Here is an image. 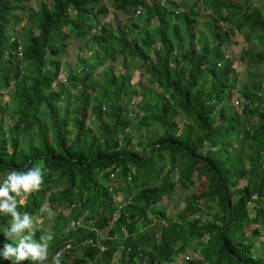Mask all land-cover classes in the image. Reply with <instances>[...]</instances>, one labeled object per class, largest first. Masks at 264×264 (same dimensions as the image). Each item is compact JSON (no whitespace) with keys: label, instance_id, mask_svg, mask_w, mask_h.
I'll return each mask as SVG.
<instances>
[{"label":"trees","instance_id":"obj_1","mask_svg":"<svg viewBox=\"0 0 264 264\" xmlns=\"http://www.w3.org/2000/svg\"><path fill=\"white\" fill-rule=\"evenodd\" d=\"M28 1L0 0V97L8 96L0 99V183L11 171L42 169L39 190L17 211L36 216L42 206L51 209L52 223L34 226L33 239L53 236L43 264H52L58 251L60 264H115L117 250L125 264L136 258L144 264H264L254 240L264 234V81L236 84L224 49L236 29L246 39L254 34L261 48H244L238 62L247 70L264 68V11L248 2L196 0L200 9H211L203 16L196 6L178 12L176 2L169 9L155 0H115L125 14L144 12L145 24L155 19L154 29L132 19L92 34L94 0H41L33 8ZM197 17L209 21L206 36L195 32ZM80 34L90 37L91 61L80 59L88 68L66 71L65 81L78 90L71 94L57 77L64 40ZM128 60L148 74L154 91L129 83ZM105 63L107 87L90 106L87 88ZM139 93L147 100H140L142 114L123 119L126 101ZM177 187L190 190L183 207L167 214L166 203L150 220L148 212ZM120 193L127 203L116 206ZM11 219L0 214V249L16 243L4 235ZM33 219L36 225L39 217ZM0 264L12 262L0 257Z\"/></svg>","mask_w":264,"mask_h":264},{"label":"rangeland","instance_id":"obj_2","mask_svg":"<svg viewBox=\"0 0 264 264\" xmlns=\"http://www.w3.org/2000/svg\"><path fill=\"white\" fill-rule=\"evenodd\" d=\"M39 1H41V0H30V1H28L27 2L28 8H33L34 4L36 2H39ZM155 1H160V2L166 3L169 6L168 7L169 9L173 8L171 5L172 2H176L178 4H181L182 6L178 9V12H180L182 10H188V8H190L192 6H196V8H199L200 13L203 16L211 12V9L208 7L200 9V6L198 7V5H195L194 3L196 2V0H155ZM234 1L239 2V3L240 2H243V3L248 2L249 4L256 5L262 11H264V0H234ZM147 2H151V0H147ZM115 4H116L115 0H94V2L92 4V11H94L96 19H95V22H92V25L93 24H100L101 26L102 25H104L106 27L109 26L111 29H114L117 25H119V23H123V24L126 23L129 25L131 23V20L134 19V21L137 24H139V26H141L143 28L148 27L150 32L154 29L155 23H156L155 19L152 20L151 25H149L147 23L145 24V22H144L145 13L144 12H140L138 14V12L136 11L134 13L125 14L122 11H118L116 9ZM196 8H193V10H195ZM26 18H27V16H26ZM197 21H198L197 22L198 28H197V31H195V32H197V34H199V32H202L204 34V36H206L208 33L207 23L209 21L207 19L202 20L200 17L199 18L197 17ZM65 31L67 32V28H65ZM208 38L209 37H207V39ZM88 39L90 40V37L88 35L80 34V35H71L68 39L64 40L65 48L61 54V68H60L57 80L59 82H63V84L68 87L71 94H75V92L78 90H76L74 88V85H72L68 81H65L64 77L66 76L67 70H72V71L78 72L81 68H88L87 65H84L83 63H81L79 61L80 59H86L89 62L91 61V59L88 57V56H90V52L88 51V48L86 47V44L88 45V43H89ZM111 44L116 47V44L114 42H111ZM154 47H156V46L154 45ZM248 47L260 49L261 44L255 38L254 34L249 39H246V37L243 34V31L240 29H236L235 33L231 34L230 38L225 43V47H224L225 54L227 57L232 58V60H233L232 67L235 69V72H236L235 73L236 84L246 82L250 79L251 80L254 79L257 81L261 79L264 81V68L254 67V68H250L249 70H247L244 65H240V63L238 62L239 53L244 48H248ZM99 51L101 52V50H99ZM149 54H151V59L153 60L154 56L152 55V51H150ZM127 57H129V56L127 55ZM119 60H120V57H119ZM128 62H129V60H128ZM21 67L24 68L25 70H27V64H22ZM123 69H124V67H123ZM127 69H128L129 74H130L129 83L133 87H135L139 91H141V85H144L146 87V90L149 92H152V91H154V89H156V85L150 84V82L147 80L148 74L147 73H141L140 72L141 69L138 67V65L135 62H129V66L127 67ZM109 72H110V66L108 63H105L104 65H101L94 70L93 75H94V79H96V83L92 87L87 88L88 92H90V94H91V99H90V103H89L90 106L91 105L93 106L95 104V96L100 98L102 96V94H101L102 91L104 89H106L107 86L104 87L103 84H105L107 77L110 75ZM12 87H13V81L10 83L9 88H12ZM262 87H264V84H262ZM7 90H8V88H7ZM3 92H6V91L3 89ZM141 96L142 95L139 93V94L133 95V97L130 101H126L125 106L127 107V112H126V114H124L122 116L123 119H125L127 121H131V120H133V118L135 116H137V114H142L141 109H140L142 106L140 104V100L143 98ZM73 98L74 97L72 96V100H73L72 102H74ZM0 99H1L2 103L6 102L8 99V96L6 94H3V96L0 97ZM235 99H238L239 102H236ZM141 102L145 103V102H147V100L143 99ZM241 102H242V99L239 96V93L237 92V86H236L234 89L232 104L234 105V107L237 111L240 110V108H241ZM136 103H138V105H139V110H138V107L136 106ZM103 107H106V105H104ZM86 116L87 117L90 116V110L89 109L86 110ZM7 118H8V116L4 117L5 121L2 122V126L4 128L8 124ZM90 119H91V117L89 118V120ZM131 137L133 138L134 141H136L137 137H138L137 131H135ZM115 180H116V176L111 177L112 182H114ZM239 182H240V186L245 184L244 179L240 180ZM108 183H110V182H105V184H108ZM192 188H194V187H192ZM188 192H190L189 189L184 190V189H180L179 187H177L176 192L174 193V195L171 197L170 200H167L166 198L163 199L161 202H159L157 204V208L155 209L154 212H148V214L152 215L150 220L156 221L158 219L157 210L162 209L164 204H166V203H167V207H166V213L167 214H172V213L180 210L183 207L184 197L186 196V194H188ZM123 196H124V194L120 193L117 196V199L120 201ZM47 205H45V206H47ZM116 206H119V202L116 203ZM40 213H41L40 215L32 216L33 218L39 217L36 225L34 224V226H37L38 222L42 223L43 221H47V224L52 223V221H53V220H51L52 215L49 216L47 211L42 212L40 210ZM113 214L115 215V217L117 216L116 213H113ZM44 216H46V217L44 219H42ZM252 229H253V226L251 225L248 227L247 230L250 231ZM101 233L103 234V237H104L106 235V230L101 232ZM157 234H156V236H157ZM254 238H255L254 240L256 241L255 249L257 248L259 250L257 252L262 254V256H264V250L261 249L262 248L261 242H262V240H264V234L256 236ZM206 239H207V236L205 235L203 237V240H206ZM13 241H15V239H13ZM65 247H67V245ZM57 253H61V251H58ZM57 253H55V255ZM185 253H186L185 255L190 256V259L194 257L192 249H186ZM123 257L124 256L122 255V252H120V250H117L111 261H113L115 264H125L124 258L126 259V257H124V258ZM136 264H144V262H140V260H138L136 258Z\"/></svg>","mask_w":264,"mask_h":264},{"label":"clouds","instance_id":"obj_3","mask_svg":"<svg viewBox=\"0 0 264 264\" xmlns=\"http://www.w3.org/2000/svg\"><path fill=\"white\" fill-rule=\"evenodd\" d=\"M140 13L139 10H137ZM101 25L93 24L91 33L99 32ZM95 29V30H93ZM19 55L21 49L18 47ZM43 182L42 169L32 167L26 171H11L7 178L0 183V214H10L11 224L4 232L8 240L15 239L16 243H5L0 249V257L11 261L12 264H21L25 260L38 261L43 264L48 259L49 241L53 239L51 233L41 236L40 241L33 239L34 219L27 212L21 214L17 211V205L23 204L28 195L38 191ZM125 205L127 201L121 199L119 205ZM41 211H47L52 215L51 209L42 206ZM80 224V223H79ZM93 221L88 220L87 225H92ZM69 247V244L66 249ZM63 248V250L65 249ZM52 264H60V253H57L52 260Z\"/></svg>","mask_w":264,"mask_h":264},{"label":"built area","instance_id":"obj_4","mask_svg":"<svg viewBox=\"0 0 264 264\" xmlns=\"http://www.w3.org/2000/svg\"><path fill=\"white\" fill-rule=\"evenodd\" d=\"M93 30H95V29H93ZM235 101H236V102H239L238 99H235ZM187 257H188V256H186L185 258H187Z\"/></svg>","mask_w":264,"mask_h":264}]
</instances>
